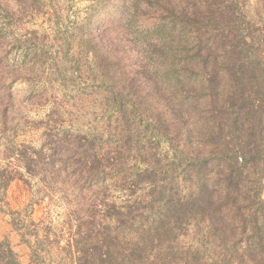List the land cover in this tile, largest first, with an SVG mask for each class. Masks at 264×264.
Instances as JSON below:
<instances>
[{
  "label": "rangeland",
  "instance_id": "obj_1",
  "mask_svg": "<svg viewBox=\"0 0 264 264\" xmlns=\"http://www.w3.org/2000/svg\"><path fill=\"white\" fill-rule=\"evenodd\" d=\"M95 1L0 0V169L22 174L0 188V234H18L33 264H79L103 238L130 264H264L253 228L264 220V179L244 173L231 205L229 161L205 134L209 102L188 108L174 85L187 32L170 41L177 64L168 71L148 43L152 8L131 7L120 22L116 5L129 0H103L97 12ZM263 2L245 0L248 14L264 21ZM140 65L159 93L140 84ZM200 180L221 201L218 228L188 213L171 231L149 229L171 221L169 198L185 200Z\"/></svg>",
  "mask_w": 264,
  "mask_h": 264
},
{
  "label": "trees",
  "instance_id": "obj_2",
  "mask_svg": "<svg viewBox=\"0 0 264 264\" xmlns=\"http://www.w3.org/2000/svg\"><path fill=\"white\" fill-rule=\"evenodd\" d=\"M102 1L96 0L90 6L91 11L102 10ZM129 2L116 5L121 12L120 22L131 7L134 13L152 8L153 17L157 21L152 27V38L149 37L148 43L152 41L150 45L162 56L168 71L174 70L177 64L168 57L169 53L175 52L170 41L178 37L180 31L187 32L184 39L185 44L189 46L185 54L187 60H182L185 62L175 70L178 75L175 76L174 85L185 99L188 108L197 105L203 96L209 102L210 122L205 127V134L213 140L211 143L219 153L217 158L229 161V171L224 185L231 187L233 205V200L237 196L235 191L238 190L244 173L247 175L251 171L260 185L264 179L263 18L259 14L256 18L250 16L245 8V0H185L184 3L183 0H178L177 3L175 0H129ZM90 22L93 24L94 20ZM122 28L132 39L124 23ZM132 34L133 38L143 40V32L139 31L136 37L133 32ZM140 67L139 76L143 75L140 84L145 83L149 86L148 92L152 93L154 90L159 93L161 82L155 77L154 80L146 67L142 65ZM153 67H156L153 72L158 76L162 69L161 64L157 63L152 69ZM198 88H204L203 92L206 94H202V91L198 94ZM169 104L172 119L180 121L176 104ZM184 126L180 133L183 136L182 140L186 141L190 131L185 124ZM175 129L177 133L178 128ZM32 151L37 153L34 148ZM19 157L25 159L27 165L25 167L28 169L30 156L25 157L19 153ZM193 157L197 159L196 166L205 163L203 158L198 160V153ZM21 159L19 161H22ZM21 177L19 171L12 173L5 168L0 169V188L5 189L13 179ZM202 181L197 182L196 190L185 200L169 198L172 205L169 204L172 220L160 219L158 227L148 226L149 229L154 233L171 231V225L182 223L183 217L188 213L206 215L205 217L218 228L220 224L218 201H221L219 198L214 199ZM258 199L264 204L260 196ZM253 228L259 232L263 240L264 220L260 223L257 220ZM144 247L142 244L137 246L139 260L145 255ZM113 252L112 246L106 244L103 238L95 245V252L86 254L84 260L81 262L79 260V264H92L95 259L100 264H130V258L117 257ZM0 264H21L6 237L0 239Z\"/></svg>",
  "mask_w": 264,
  "mask_h": 264
},
{
  "label": "crops",
  "instance_id": "obj_3",
  "mask_svg": "<svg viewBox=\"0 0 264 264\" xmlns=\"http://www.w3.org/2000/svg\"><path fill=\"white\" fill-rule=\"evenodd\" d=\"M8 238L13 250L17 253L18 259L21 264H33L26 252L25 244L22 243L18 234H0V239Z\"/></svg>",
  "mask_w": 264,
  "mask_h": 264
}]
</instances>
